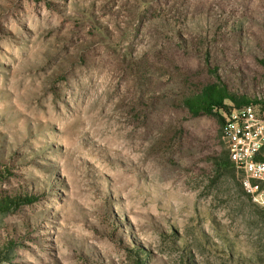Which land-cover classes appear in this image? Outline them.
Listing matches in <instances>:
<instances>
[{"label": "rangeland", "instance_id": "obj_1", "mask_svg": "<svg viewBox=\"0 0 264 264\" xmlns=\"http://www.w3.org/2000/svg\"><path fill=\"white\" fill-rule=\"evenodd\" d=\"M217 77L264 106V0H0V264H264L262 198L185 103Z\"/></svg>", "mask_w": 264, "mask_h": 264}, {"label": "built area", "instance_id": "obj_2", "mask_svg": "<svg viewBox=\"0 0 264 264\" xmlns=\"http://www.w3.org/2000/svg\"><path fill=\"white\" fill-rule=\"evenodd\" d=\"M223 115L230 158L243 171L245 188L264 203V114L248 105Z\"/></svg>", "mask_w": 264, "mask_h": 264}, {"label": "trees", "instance_id": "obj_3", "mask_svg": "<svg viewBox=\"0 0 264 264\" xmlns=\"http://www.w3.org/2000/svg\"><path fill=\"white\" fill-rule=\"evenodd\" d=\"M226 100L234 103H226ZM185 103L192 114L218 115L221 117L222 123L224 121V113H229L235 108L248 105H257L260 112L264 114V106L259 101L249 99L246 96L237 99L236 95L230 92L227 85L219 77H217L216 81L203 86L196 94L187 97ZM227 152L230 158L229 151ZM17 200V198L11 197L0 198V211L10 210L14 205L18 204Z\"/></svg>", "mask_w": 264, "mask_h": 264}]
</instances>
